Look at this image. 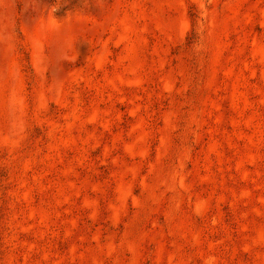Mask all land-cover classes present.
<instances>
[{"label":"rangeland","instance_id":"1","mask_svg":"<svg viewBox=\"0 0 264 264\" xmlns=\"http://www.w3.org/2000/svg\"><path fill=\"white\" fill-rule=\"evenodd\" d=\"M0 264H264V0H0Z\"/></svg>","mask_w":264,"mask_h":264}]
</instances>
